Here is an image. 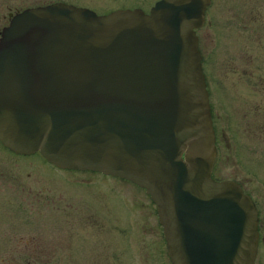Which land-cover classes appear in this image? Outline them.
I'll return each instance as SVG.
<instances>
[{
  "label": "water",
  "instance_id": "95a60500",
  "mask_svg": "<svg viewBox=\"0 0 264 264\" xmlns=\"http://www.w3.org/2000/svg\"><path fill=\"white\" fill-rule=\"evenodd\" d=\"M210 0L148 15L65 4L24 11L0 35V142L62 169L130 179L154 202L172 264H254L257 212L216 158L194 29Z\"/></svg>",
  "mask_w": 264,
  "mask_h": 264
},
{
  "label": "rangeland",
  "instance_id": "374dc122",
  "mask_svg": "<svg viewBox=\"0 0 264 264\" xmlns=\"http://www.w3.org/2000/svg\"><path fill=\"white\" fill-rule=\"evenodd\" d=\"M208 11L207 24L197 35L201 42L199 51L203 55L202 72L205 74V82L209 88L207 91L212 107L214 130L216 123L217 126L219 125L217 120L219 112L216 109L217 83H225V88L229 92L230 89L235 88L231 82H235L234 78L239 75L243 82V85L239 86V89H242L241 94L243 97L244 94H251L244 98L247 100L241 96L244 101L241 100L238 106L242 109H238L236 103V107L232 108L234 117L237 116V110L243 114L241 123L238 122V127L234 130L241 145L239 156L245 161L251 157L247 163L244 162L246 170L263 179L264 0H211ZM231 146L230 143L225 154L223 150L222 153L221 149L219 150L222 158L216 162L217 165L214 161L216 166L214 165L212 173L219 178L218 180L235 177L244 181L247 187H255L257 182L247 181L250 174L238 170V162L237 164L234 162L230 152ZM46 172L47 208L43 212L45 214L40 217L38 210L41 209L37 208L31 209L30 213L27 212L28 217L32 218V225L26 221L28 217L24 219L22 216L20 221L18 218L13 219L20 225L14 233L17 232L23 237L7 241V247L1 242L0 264H127V262L130 264L132 257L128 258L129 254L126 250L129 248V242L133 248L135 245L137 249L142 248L144 253L141 255L142 264H151L156 259L155 254H158L159 250L157 238L161 237L162 229L158 226L155 217L154 202L145 190L141 194L142 210L139 211L138 216L134 207L131 211L127 209L128 214L123 209L121 213L116 214V210L111 208L113 213L110 215L111 222L108 226L102 220L73 221L70 219L72 214L67 212L61 215L58 212L57 198L60 199L61 196L65 203L72 202V196L75 197L76 192L86 191L85 183L99 184L98 189L104 193L106 192L104 187L112 185L111 179L93 177L90 171L62 169L50 163H47ZM35 175L32 172V183ZM126 187L135 190L129 184ZM128 191L123 192L130 203L132 199L130 197L134 195L130 190ZM86 193L87 191L84 192L85 195ZM112 194L115 203L119 201L120 198L116 199L115 194L113 192ZM36 214L38 219L34 221ZM135 215L138 222L134 218ZM125 221L129 225V231L134 232L133 235H129V241L120 236L122 230L120 227L126 225ZM131 224L135 225L133 230L130 229ZM6 231L13 230L7 228ZM10 248L22 250L16 252Z\"/></svg>",
  "mask_w": 264,
  "mask_h": 264
},
{
  "label": "flooded vegetation",
  "instance_id": "af4514ba",
  "mask_svg": "<svg viewBox=\"0 0 264 264\" xmlns=\"http://www.w3.org/2000/svg\"><path fill=\"white\" fill-rule=\"evenodd\" d=\"M158 1L159 0H0V35L2 30L9 26L11 22L10 21L11 18L13 17L15 18L17 15H20L24 11L26 12V10H30V9L36 10V8H42V7L46 8V6L62 3L65 4V6L70 5L76 8L86 9V11L87 10L92 11L95 13L96 16L108 17V15H111L112 13L115 12L117 13L118 11H123V10L126 11L140 10L144 14L148 15L149 11H151V9L155 6V4ZM210 4H211V0H210ZM209 6H207L204 9L205 15L203 18V25L200 26V28L198 27L194 29L196 35L207 24L206 18L209 13L208 11ZM197 37H198L197 42L200 50L201 42L199 41L198 35ZM200 54L203 58L202 52H200ZM234 81L235 82L232 81L231 83L232 86L235 88H233V90L230 89L231 92L227 91V88H225V83L222 82L219 84L217 83L216 109L219 112L217 118L219 125L217 126L216 123V129L215 130L213 129L216 137V140L214 141V143L216 144V150H215L216 158L214 161L215 163L219 162V159L222 158L220 157L219 150L221 149V153L223 150V153L225 154L228 145L231 143L232 146L230 152H232V157L234 158L233 159L234 162H236V164L238 162L237 165V167H239L238 170L250 174V176H248L247 181L250 180L251 182L254 181L258 183L256 184L255 187H251V186L247 187L244 181L236 179L235 177L228 178L230 180L235 181L237 184L239 183L240 186L242 187V191L248 193V195L251 196L252 202H254L255 204V208H256L255 211L257 212V219H256L257 249L255 251L256 255H255V259H253V263L264 264V178L261 179L257 177L255 173H251L246 170V166L244 162L247 163V160H249L251 157L247 158V160L245 161V160H241L239 156L241 145L237 141L238 136H236V132L234 130H236V128L238 127V122L241 123L240 119L243 118V114H240L239 111L237 110V114H236L237 116L234 117L232 111L234 110L232 108L236 107V105L238 109H242L239 108L238 105H240V102L247 100L244 98H246L251 94H244V97L241 94L242 89H239V86H242L243 82L240 79L239 75L237 76V78L236 77L234 78ZM207 89L209 90L208 87ZM246 92H248V90ZM241 96L244 100H242ZM232 101L234 102V104ZM262 149H264V147ZM47 163H50L52 166H57L47 161L44 158V156H42V154L38 151H34L33 153L16 152L14 150H11V148L5 145L4 143L0 142V218L2 219L0 221V245L2 242L3 246L7 247V243H6L7 241L12 240L14 238L22 239L23 236L21 237V234L17 232L14 233V231H16V228L18 229L20 228V225L18 224L17 221L14 222L13 219L18 218L20 221L22 216L24 217V219H26L29 215L27 212L30 213L31 209L33 208L42 210V211L38 210L40 217L41 215L45 214L43 212L47 208V202H46L47 192L45 189L47 186V182H46ZM215 163L213 164L212 170H214ZM212 170H211V174L213 178H215L218 181L219 178H216L214 173H212ZM31 171L36 174L33 181L34 183H32ZM85 171H90L93 177L100 176L103 177V179L105 178L111 179L110 182L112 183V185L110 184V186L104 187L106 189V192L104 191V193H101L100 192L101 190L98 189L99 184L94 185L92 183H85L84 185H87L86 195L84 194V192H86L84 190H83L84 192L83 191L79 193L76 192L77 196L76 195L75 197L72 196L73 198L72 202L65 203V201L62 200L63 197L60 196V199L57 198L58 200L56 206L58 212H60L61 215L63 213L66 214L68 212L72 214V217L70 219H72L73 221L74 220L80 221L82 219L90 222L102 220L106 226H108V224L111 222L110 215L113 213L112 211L113 208L116 210L115 211L116 214L117 212L121 213L122 212L121 209H123L126 212V214H128L127 209L131 211L132 208L134 207L133 209H135L136 215L137 216L139 215V211L142 210L141 194H143V190H145L143 187L137 184L135 185V182L127 178L125 179L119 176L115 177L114 175L107 173L104 174L103 172L97 170L94 171V170L85 169ZM128 184L130 185V187H133L135 190L131 188H127L126 186H128ZM124 190L125 192H129L128 190H130L131 194L134 195L133 197H130L132 198L130 200V203L124 197V195H126L123 192ZM254 190L256 191L254 192ZM112 192L115 194L116 199L120 198L119 201H117L116 203H115V199L111 197V195H113ZM117 208H119V210ZM66 209L68 211H66ZM155 211H156V207H155ZM156 214L155 217H157ZM136 215L134 216V218L136 219V222H138V218ZM37 217L38 216L36 214L34 221H37L38 219ZM31 219L32 218L29 216L28 219H26V221H28V223L32 225ZM157 222H158V226L161 227L158 217H157ZM7 228L9 230L12 229L13 231L12 232L6 231ZM134 228L135 225L131 224L130 229L133 230ZM120 229H122L120 236L124 237L126 240L128 239L129 235H133L134 233L132 231L131 232L129 231V225L127 222L126 225L120 227ZM136 233L137 231L135 232V234ZM162 233L163 230L160 233L161 237L157 238V242H159L158 254H155L156 259H154L151 262V264H172L170 257H168V249L165 246L166 239L165 237H163ZM129 244H130L129 248L126 250L128 251L129 254L128 258L132 257L130 264H142L141 255L144 254L142 248L137 249L136 245L135 248H133L131 242H129ZM1 249L2 247L0 248V250ZM10 249L15 250V248H10ZM20 250L22 249L17 248L15 251L17 252Z\"/></svg>",
  "mask_w": 264,
  "mask_h": 264
}]
</instances>
